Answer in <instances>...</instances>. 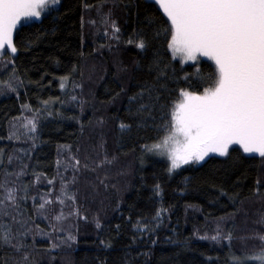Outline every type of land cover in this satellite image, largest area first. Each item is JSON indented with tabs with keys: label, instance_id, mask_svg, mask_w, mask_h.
I'll list each match as a JSON object with an SVG mask.
<instances>
[{
	"label": "trees",
	"instance_id": "obj_1",
	"mask_svg": "<svg viewBox=\"0 0 264 264\" xmlns=\"http://www.w3.org/2000/svg\"><path fill=\"white\" fill-rule=\"evenodd\" d=\"M161 18L150 0H60L14 33L17 54L0 59V199L14 189L17 200L0 234L24 247L0 243V264H240L264 248V161L233 151L169 174L143 147L165 135L161 104L203 93L157 36ZM52 196L66 214L56 245L58 203L39 208Z\"/></svg>",
	"mask_w": 264,
	"mask_h": 264
},
{
	"label": "snow or ice",
	"instance_id": "obj_2",
	"mask_svg": "<svg viewBox=\"0 0 264 264\" xmlns=\"http://www.w3.org/2000/svg\"><path fill=\"white\" fill-rule=\"evenodd\" d=\"M59 3L60 0H0V59L5 55L11 59L17 54L14 33L23 20H40ZM154 4L166 18H161L157 36H165L172 60L179 58L181 65L193 62L191 72L181 68L182 79L189 88L203 87V93L197 95L181 89L182 99L178 103L161 104L165 135L157 143L144 145V149L166 155L169 174L183 165L201 164L212 156L230 157L233 151L258 156L264 161V0H154ZM112 32L117 38L119 28L115 22ZM128 42L135 43L140 50L147 47L143 38ZM200 57L211 61L214 67H201ZM5 86L14 90V85ZM156 100L159 102L160 97ZM24 126L36 132L34 119ZM124 127L121 124V128ZM173 144L175 147H171ZM76 164L79 165L78 160ZM159 188L157 185V195ZM5 192L0 199L2 216L8 215L9 206L16 207L17 200L14 189ZM49 203L51 201L44 200L39 208L44 209ZM165 211L158 209L155 219L159 221ZM13 220L15 222V218ZM96 226L100 228L99 222ZM137 230L144 232L148 225ZM227 238L230 239V235ZM15 239L10 228L0 234V243L20 252L24 244L13 243ZM211 239L218 240L220 236ZM259 239L264 243V236ZM23 259L29 258L24 255ZM248 260L264 264V250L244 257L240 264H247Z\"/></svg>",
	"mask_w": 264,
	"mask_h": 264
},
{
	"label": "rangeland",
	"instance_id": "obj_3",
	"mask_svg": "<svg viewBox=\"0 0 264 264\" xmlns=\"http://www.w3.org/2000/svg\"><path fill=\"white\" fill-rule=\"evenodd\" d=\"M150 1H152V2H154V0H150ZM37 21H39V20H36L35 18H32V19H28V20H23L22 21V23H21V25H23V24H25V23H27V22H37ZM20 25V26H21ZM19 26V27H20ZM177 60H179V58H177ZM180 61V60H179ZM199 61H207V62H210L211 63V61H208L206 58H204V57H200L199 58ZM185 64H187V65H193V62L192 61H188L187 63H185ZM212 64V63H211ZM214 66V65H213ZM197 95H199V94H197ZM180 99H182L181 97L176 101V103H178L179 102V100ZM171 147H175V145L173 144V145H171ZM159 155H161V154H159ZM165 159H166V161L168 162V164H169V166H170V163H169V161H168V159H167V156L166 155H162ZM75 170V169H74ZM179 169H177L175 172H177ZM69 173H72V170L71 169H64V172L62 171V174L63 175H69ZM174 173V172H173ZM64 188V186L62 185V183L60 182V184L58 185V190H61V189H63ZM61 201H63V203H61ZM51 202H55L56 204L58 203V207H59V209H58V215H55L54 217H52V219H54V223H53V229H54V231H56L55 232V235H54V239H53V242H54V244L56 245L57 243H58V239L60 238L59 237V233H61L63 230H65V226L63 227V225H64V223H66V214H63V213H61V210L63 209V207H64V205H65V202H64V200H61V199H58V198H55V197H51ZM57 217H59L60 219L58 220L57 219ZM56 234H58V236H56ZM262 250H264V248L263 249H261V251ZM255 263H257V264H259V261H254Z\"/></svg>",
	"mask_w": 264,
	"mask_h": 264
}]
</instances>
